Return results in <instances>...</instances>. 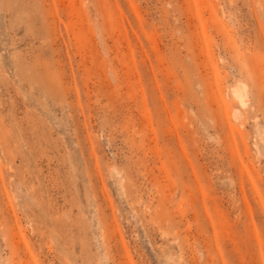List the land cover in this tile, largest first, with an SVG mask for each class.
I'll return each instance as SVG.
<instances>
[{
    "label": "rangeland",
    "instance_id": "374dc122",
    "mask_svg": "<svg viewBox=\"0 0 264 264\" xmlns=\"http://www.w3.org/2000/svg\"><path fill=\"white\" fill-rule=\"evenodd\" d=\"M0 264H264V0H0Z\"/></svg>",
    "mask_w": 264,
    "mask_h": 264
},
{
    "label": "bare ground",
    "instance_id": "6f19581e",
    "mask_svg": "<svg viewBox=\"0 0 264 264\" xmlns=\"http://www.w3.org/2000/svg\"><path fill=\"white\" fill-rule=\"evenodd\" d=\"M233 95L235 96V98L241 103V105L244 107V105H246L245 102V88L244 85L241 84L240 86H237L233 89ZM247 100V99H246ZM240 105V106H241Z\"/></svg>",
    "mask_w": 264,
    "mask_h": 264
}]
</instances>
